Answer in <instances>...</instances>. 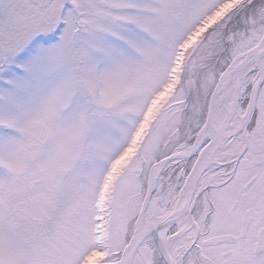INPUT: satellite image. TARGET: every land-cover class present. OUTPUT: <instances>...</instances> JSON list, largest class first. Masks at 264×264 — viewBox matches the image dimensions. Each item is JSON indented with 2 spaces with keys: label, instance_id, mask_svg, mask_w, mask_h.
Instances as JSON below:
<instances>
[{
  "label": "snow or ice",
  "instance_id": "6c2138e0",
  "mask_svg": "<svg viewBox=\"0 0 264 264\" xmlns=\"http://www.w3.org/2000/svg\"><path fill=\"white\" fill-rule=\"evenodd\" d=\"M0 264H264V0H0Z\"/></svg>",
  "mask_w": 264,
  "mask_h": 264
}]
</instances>
